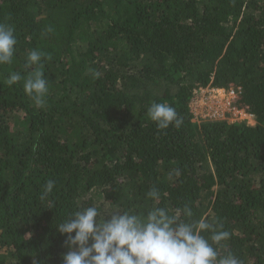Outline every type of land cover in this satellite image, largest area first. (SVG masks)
Listing matches in <instances>:
<instances>
[{"label": "trees", "instance_id": "16d2710c", "mask_svg": "<svg viewBox=\"0 0 264 264\" xmlns=\"http://www.w3.org/2000/svg\"><path fill=\"white\" fill-rule=\"evenodd\" d=\"M0 23L17 39L0 65V264H63L57 224L84 207L186 205L229 232L221 255L264 264V0H0ZM31 50L43 107L6 83ZM216 88H241L255 125L195 122V90ZM163 102L179 128L147 116Z\"/></svg>", "mask_w": 264, "mask_h": 264}, {"label": "clouds", "instance_id": "9594fccd", "mask_svg": "<svg viewBox=\"0 0 264 264\" xmlns=\"http://www.w3.org/2000/svg\"><path fill=\"white\" fill-rule=\"evenodd\" d=\"M16 44L14 28L0 23V65L12 63ZM44 56L41 51L31 50L25 68L32 70L26 76L12 72L6 80L9 86L23 80L25 93L37 107L44 106L49 91L43 71ZM147 116L161 130L179 128L183 123L176 109L166 102L151 104ZM54 184L47 181L42 199L52 193ZM147 195L159 199L156 189ZM192 216L187 205L174 212L154 207L146 214L124 211L105 216L96 206L84 207L57 224L59 232L67 235L65 243L69 248L62 257L63 264H242L231 252L220 254L218 249L224 247L222 242L230 235L218 230L222 225H214L203 217L192 220ZM209 231L210 238L204 235Z\"/></svg>", "mask_w": 264, "mask_h": 264}, {"label": "built area", "instance_id": "2783aa9c", "mask_svg": "<svg viewBox=\"0 0 264 264\" xmlns=\"http://www.w3.org/2000/svg\"><path fill=\"white\" fill-rule=\"evenodd\" d=\"M241 92V88L195 90L191 103L194 121L248 122L255 125V117L237 105Z\"/></svg>", "mask_w": 264, "mask_h": 264}]
</instances>
